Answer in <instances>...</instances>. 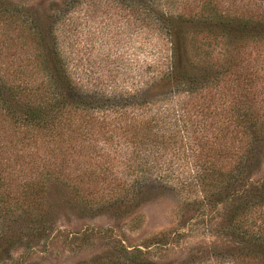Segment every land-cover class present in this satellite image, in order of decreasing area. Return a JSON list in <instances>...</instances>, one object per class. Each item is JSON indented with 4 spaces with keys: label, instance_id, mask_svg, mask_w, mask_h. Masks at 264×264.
Listing matches in <instances>:
<instances>
[{
    "label": "trees",
    "instance_id": "trees-1",
    "mask_svg": "<svg viewBox=\"0 0 264 264\" xmlns=\"http://www.w3.org/2000/svg\"><path fill=\"white\" fill-rule=\"evenodd\" d=\"M88 3L62 0L45 19L0 0V30L15 35L0 39V241L23 222L47 236L63 204L125 219L155 195L185 191L193 207L222 208L220 231L236 244L222 260L264 264V178L253 181L264 153V87L231 52L249 46L264 19L211 3L195 17L169 15L162 63L140 71L134 89L109 88L75 50L72 30ZM7 56L18 63L2 62ZM225 102L229 125L216 123ZM123 242L96 264H159Z\"/></svg>",
    "mask_w": 264,
    "mask_h": 264
},
{
    "label": "rangeland",
    "instance_id": "rangeland-1",
    "mask_svg": "<svg viewBox=\"0 0 264 264\" xmlns=\"http://www.w3.org/2000/svg\"><path fill=\"white\" fill-rule=\"evenodd\" d=\"M11 1L46 19L54 14L62 0ZM117 1L89 0L88 9L78 12L72 30L76 53L78 58L84 59L82 64L88 74L109 88L118 85L134 89L140 71L148 72L154 64L162 63L169 45V15L182 13L195 17L203 13L204 5L211 3L224 14L264 19V0H144L142 3L135 0L136 6ZM4 27L0 30V39L15 38ZM195 40L191 43L193 51L202 47L197 44L201 37ZM228 43V40L220 41L214 55L221 58ZM231 52L237 59L245 60L243 64L248 69L245 74H257L259 84L264 87V30L253 37L245 49L231 47ZM8 59L7 56L2 62L18 63ZM230 107L229 102L217 107L216 123L229 125ZM222 164L230 167L232 160ZM262 178L264 153L260 171L253 181ZM188 197L185 191L155 195L125 219H117L110 213L84 214L63 204L56 207L53 230L45 237L39 238L27 228L26 222L10 229L8 237L11 239L0 241V264H96L115 249L116 239L123 240L129 248L148 251L150 259L159 264H231L220 257L227 258L236 245L227 231H220L222 208L193 207L185 200ZM194 197L195 194L191 196ZM49 201L51 199L46 200ZM104 230H110L113 238L104 236ZM162 235L166 238L159 241ZM157 242L159 244H155ZM203 251L206 259L201 255Z\"/></svg>",
    "mask_w": 264,
    "mask_h": 264
}]
</instances>
